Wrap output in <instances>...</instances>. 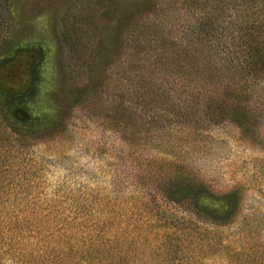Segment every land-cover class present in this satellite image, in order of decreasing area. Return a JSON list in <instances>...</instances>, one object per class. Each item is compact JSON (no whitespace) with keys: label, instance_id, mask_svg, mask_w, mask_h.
<instances>
[{"label":"rangeland","instance_id":"1","mask_svg":"<svg viewBox=\"0 0 264 264\" xmlns=\"http://www.w3.org/2000/svg\"><path fill=\"white\" fill-rule=\"evenodd\" d=\"M210 2L0 0L3 109L21 131L0 149L13 218L54 237L75 213H110L130 264H264V90L192 73L207 48L176 66V35ZM197 191L227 207L220 221L197 213Z\"/></svg>","mask_w":264,"mask_h":264},{"label":"trees","instance_id":"2","mask_svg":"<svg viewBox=\"0 0 264 264\" xmlns=\"http://www.w3.org/2000/svg\"><path fill=\"white\" fill-rule=\"evenodd\" d=\"M210 5L212 13L208 14V18L198 19L194 26H189L180 36L176 35L178 71L187 72L186 68L190 65L184 62L190 57L198 58L207 48L209 61H198L196 72L192 73L201 77L213 70L209 77H218L216 79L221 82L223 67L233 78H253L257 86L264 90V0H211ZM180 57L181 62L178 61ZM212 61L213 65L210 66ZM179 78L182 82L186 81L181 76ZM195 84L198 86L195 90L203 88L199 82ZM180 87L188 89L190 84L183 82ZM4 93L0 87V149L12 150L15 147L13 136L21 131L10 124L5 114L2 99L9 96ZM187 197L184 194L177 200ZM191 197L198 214L214 222L220 221L222 213L217 208H227L222 201L204 191H197ZM216 201H220L219 207ZM35 209L30 210L29 214L38 215L42 210ZM12 210L0 205V264H130V256L122 248L125 236L122 237L119 252L114 249L110 213L104 215V220H91L94 217L92 214L75 213L74 216L81 219L69 222L64 218L52 228L46 225L51 233L56 232L57 235L53 237L52 234L42 235L37 227L32 226L33 222H27L26 216L13 218ZM215 241L216 238L209 236L205 240L198 239L196 250L200 251L204 242L211 247ZM184 242L182 238L181 244ZM181 248L180 253L185 254Z\"/></svg>","mask_w":264,"mask_h":264}]
</instances>
